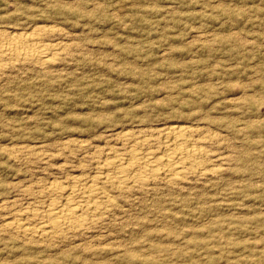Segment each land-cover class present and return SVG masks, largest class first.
<instances>
[{"label":"rangeland","instance_id":"rangeland-1","mask_svg":"<svg viewBox=\"0 0 264 264\" xmlns=\"http://www.w3.org/2000/svg\"><path fill=\"white\" fill-rule=\"evenodd\" d=\"M34 29L68 47L0 70V264H264V0H0V33ZM135 121L216 133L204 144L221 169L108 188L111 211L83 235L15 236L49 183L99 176L94 150L122 151L115 135Z\"/></svg>","mask_w":264,"mask_h":264},{"label":"bare ground","instance_id":"bare-ground-1","mask_svg":"<svg viewBox=\"0 0 264 264\" xmlns=\"http://www.w3.org/2000/svg\"><path fill=\"white\" fill-rule=\"evenodd\" d=\"M44 30L49 31L51 29H34L29 33H19L12 31L0 33V70L2 69L4 63H6H3V61H5L6 59H13L15 60V62L17 60L18 62H21V64H38L39 66L41 65V67L48 62H54V60L56 61V59L51 60V58H48V56L52 54L58 57L57 55L61 54V51L66 50V47L68 46L67 44H64L62 42H58L55 44L42 42L41 39L44 37ZM40 32L43 33V37H41ZM55 32L53 33L55 34ZM134 123H136L137 125L130 126L129 128H122L119 133H115L116 138H114L118 139L119 146L122 148V151H118L117 149L116 151H113L115 149H108L109 145H107V151L109 152L104 153L102 151L103 156L100 157L99 154H102V152L94 150L97 155L93 156L91 159H94V162L96 161L95 168L98 169V173H100L99 176L95 175L91 180L85 181L82 180L83 176L81 177V175H67L66 177L69 176V178L71 179L67 191H65L66 187H62L60 183L54 181L49 183L45 191L47 190L48 194L53 196V199L50 198L51 200H49V203L44 207L42 211L39 210L40 212H35L38 210H31L34 211L33 213H31V217L35 218L38 223L32 225V221H30L29 219L31 224H27L29 221L25 222L24 220H22V214L20 213V217L14 220L13 223L10 221L12 223L10 224V226H12V230L13 232H15L14 234H16L15 236H17L18 238L22 237L32 242H53L66 239L68 236H78L80 234L83 235L88 229L98 225V223L102 221L103 217L109 211H111L113 206V199L111 198L110 194H108V188H111L119 193H127V191L131 189L137 188L143 190L144 188H148L150 185H155L157 183L181 187V185H183L192 177L201 178L202 176L205 177L207 173L209 174L208 171H217L219 166H216L217 169L215 167V170L214 168L212 169L214 162H217L218 165V161L225 160L224 155L214 154L212 151L206 149L205 147L204 143L206 142L216 143L217 141H219L218 135L214 132H209L205 133V135H202L200 133V129H197V127L193 128L191 126L176 122L161 124V127L158 125L154 127H144L141 126L140 121H135ZM84 143H86V141H84ZM81 144L83 145L82 142ZM29 150H31V148ZM20 151L18 152L21 153ZM31 151L34 152L33 150ZM25 153L23 154V156H25ZM40 153L42 154L43 152ZM31 154L34 155L36 154V152L34 154ZM43 154L45 155L46 153ZM46 156L48 155L46 154ZM39 157H41L42 159V155ZM61 168L63 167H60V169ZM216 171L214 173L219 172ZM84 175L86 176V174ZM85 176L84 178H86ZM196 180L198 181V179ZM132 191L136 192V189ZM37 193L39 192L37 191ZM48 194L47 196L50 197V195ZM23 209H20V211L24 213ZM15 213L16 212L14 211V213L12 214ZM26 214H28V212ZM17 215L19 214L17 213ZM24 219L26 220L28 218L24 217ZM5 226H7L6 223Z\"/></svg>","mask_w":264,"mask_h":264}]
</instances>
